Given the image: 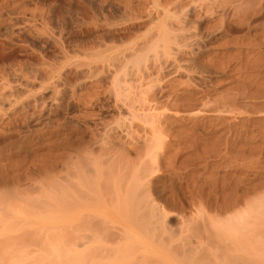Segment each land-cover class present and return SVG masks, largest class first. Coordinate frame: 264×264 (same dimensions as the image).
Wrapping results in <instances>:
<instances>
[{"label": "rangeland", "instance_id": "obj_1", "mask_svg": "<svg viewBox=\"0 0 264 264\" xmlns=\"http://www.w3.org/2000/svg\"><path fill=\"white\" fill-rule=\"evenodd\" d=\"M166 1L0 0V216L5 213L8 220L0 218L4 223L6 219L7 225L14 224L10 230L22 227L21 232L5 229L9 233H2L5 238L11 235L17 239L25 232L23 236L31 239L29 257H47L40 264L52 263V245L59 248L65 259H61L62 263H69L75 254L72 243L75 244L77 227L76 175L80 163L89 168V160L95 158L104 164L110 152L125 154L128 146L142 147L151 136V126L132 119L128 105L131 99V104L137 99L140 90L147 88L148 82L152 83L151 77L157 78L152 38L157 14ZM170 1L181 6L174 9L175 13L186 15V33L205 41L222 32L218 38L244 41L227 45L228 52L215 41H205L207 45L204 42L201 50L215 51L214 55L199 58L200 51L195 48L197 55L189 56L187 63L192 75L174 76L171 71L163 74L164 80L174 79L176 84L172 92L158 94L161 100L157 112H165L169 118L154 124L162 127L160 138L165 141L161 173L156 181L163 189L161 204L166 208L172 203L165 210L173 216L175 227L180 222L185 231L197 228L202 232L206 226L213 230L208 226L209 215L224 218L222 210L228 205L239 203L236 211L229 213L232 215L254 202L253 211L234 235L215 232L217 236L212 235L211 241H219L229 256L233 254L234 264H264V210H257L264 208L258 206L260 200L263 202L259 205L264 203V0H199L210 6L196 0L199 6L193 4L194 0ZM222 3L223 9L215 7L219 8L215 11L219 30L208 33L204 29L211 11L205 7L211 10V6ZM242 13L245 19L239 17ZM237 18L246 22L243 28L238 27ZM227 28L231 30L226 35L223 31ZM217 52L219 58L213 59ZM230 53L238 57H230L232 64L227 70H219L220 73L207 65L213 60L219 64L229 62ZM143 55L149 56L147 63L143 62ZM141 67L149 68L153 76L139 85L135 74ZM131 157L135 158V154ZM197 199L203 202V219L197 214L200 208L194 205ZM97 221L92 220V225L98 226V233L115 237L117 231H106ZM85 222L88 229L89 222ZM204 231L199 233L210 236V231ZM14 240L10 247H15ZM98 245L102 244L96 243L97 249ZM150 249L146 250L149 255L141 249L137 256L146 254L153 263L159 257L165 264L172 263L167 250L158 248L150 253ZM128 257L125 260L124 255L120 261H136ZM31 258L28 263H39L40 258L37 262ZM105 260L104 264L108 261Z\"/></svg>", "mask_w": 264, "mask_h": 264}, {"label": "bare ground", "instance_id": "obj_2", "mask_svg": "<svg viewBox=\"0 0 264 264\" xmlns=\"http://www.w3.org/2000/svg\"><path fill=\"white\" fill-rule=\"evenodd\" d=\"M196 1H199V0H196ZM196 1L194 0L193 4ZM199 3L201 5L202 1H199ZM204 3L207 4L206 2H204ZM205 4H203V5H205ZM213 4H215V3H213ZM222 4H220L219 6H217L218 4L216 6L215 5L211 6L212 7L211 10H209L210 9L209 7L208 8L205 7V9H207L206 11H211L210 12L211 16L207 17L209 22H207V20H206V22L208 23V24L206 23L207 29H204L206 31L207 30L210 31L208 33L219 30V24L220 23H216V22H218L219 19H218L217 14H215L216 13L215 11L218 10L219 8L215 10V7L216 8L220 7V9H223L224 4H223V7H222ZM208 5L210 6L211 4H207L206 6H208ZM178 6H180V5L177 3H174L173 1L167 0L166 6L164 8H162V10H160L161 12H159L157 14L158 21L156 22L157 25H155V27H154V30H155L154 31L155 33L153 35L154 39L152 38V40H154L153 41L154 49L151 51V54L154 51V54H152V55H153V60L155 61L153 63L156 64L155 65L156 66L155 71L157 72V78H155L153 80V77H151V76H153L152 75L153 72L151 71L152 74H149V72H150V71L148 72L149 68L143 69L141 67L142 69H140V70L138 69L139 71H137V73L135 74L136 75L135 81H137V83H139V85H141V83H143V82L145 83L146 80L150 79V77H151L152 83L147 81L149 83V85L147 86V88H145L146 87L145 86L144 87L145 89L140 90V92H139L140 94H138L140 96L137 95V99H135V101L133 102L134 104L133 103H132L133 105L131 104L132 99L130 101V104L129 105L127 104L129 109L130 110L132 109V111L130 112V114H131L130 116H133L132 119L134 118L137 120L138 119L142 120L143 124H148L149 126H151V134H150L151 136L149 138H146L147 140L145 141V143L143 144L142 147L137 146L136 144L135 145L132 144L131 146H128V149H126V146L124 145L125 149L127 150L125 154H124L125 151H121V152L112 151V152H110L108 154L109 156L107 155L108 158L106 159V162L104 164L102 163V161L99 162L95 158L94 159L91 158V160H89L90 161L88 163L89 168L84 167V166H86L85 165L86 163L85 164L83 163V165L81 164L82 162L80 163V165L78 166L79 168L77 167L78 170H77V175H76V178H77V187L76 188H77V192H78L77 197H76L77 201L75 202L76 203L75 206L78 210V212H77V224H76L77 227H76V235L74 237L75 238L74 239L75 244L72 243L73 245H75V246H72L73 249H75V251H74L75 254L72 253V258L70 257L71 259H70L69 263H62V260L64 262L65 259L61 258V255H60L61 252H60V250H58L59 248L50 244L49 247H51V245H52V247H51L52 251L49 252V253H51L49 255L53 256L52 258L50 257L51 259H53L51 264H61V263L62 264H104V261H103L104 259H106L105 261L108 260L107 262H105V264L106 263L107 264L108 263L109 264H124V261H120V259H122V258L124 259V255H125V260H126L128 257L127 255H129V257H130L131 254H133V253H134L133 255H135V256L132 255L130 257L132 259L135 258L133 261L136 260L135 262H133V264H155V263L165 264L166 262L165 261L162 262L161 261L162 259L160 257H159V259L157 258L158 261H156L154 259L156 261L154 263L150 260V257L148 256L149 253H148V251L146 252V250L147 249L149 250L150 247H151V249L149 251L150 253L152 252L151 250L156 249L155 247H158L160 249L162 248L161 250H163V251H164V249H165V251L167 250L168 255H169V259L170 260L172 259L171 260L172 263H170V264H234L235 263V262H233V260H235L234 259L235 256H233V254L231 255L232 257L229 256L230 254L227 253V251H225L226 250L225 248L220 246L219 241H215V243L213 241H211L212 235L217 236V234H216L217 232H219V233L224 232V234H228V235L235 232L241 224L242 225L244 224V220L247 219L246 218L247 215L251 214L250 212L253 211L252 204H254V202L252 203V201H251L250 203H252V204L249 203L250 205L246 204L247 206H246L245 210L243 209V212L238 211L235 213L233 211L234 213L232 215H230L229 213L232 210H235L238 207L237 205H239V203L238 204L234 203L232 206L228 205L227 208H225L223 210L221 209L222 213L225 214L224 218H222L223 214L221 212L220 213H221L222 217H220V215H217L215 217H213L214 215L212 217L209 215L208 216L209 218L205 217L209 220L208 226H210L213 230L211 231L209 229V227H208V229H209L208 230L207 226L204 224V226H206L205 228L208 231H210L211 233H210V236L203 237L202 236L203 234L201 235L200 233H202L204 231L203 230L204 227L202 229L200 228L201 230H203L202 232H200V230L197 229L196 227H194L196 229H191V230L188 229V231L187 230L185 231V229L183 227H180L181 225H183L180 222L179 223L177 222L176 223L177 226L175 227V225L173 223V216H170L167 213V211L165 210L168 207V205L170 204V206H171L172 203L168 204L167 199H166L165 204H168L167 207L165 208L164 203H163V205L161 204V201L164 202L163 201L164 200L163 189H161L162 187L159 188L156 184V181L159 180L157 175H159V173H161L160 172L161 171V169H160L161 165L160 164L163 163V162H161V157H163V155H164L162 150L164 148L163 146H165L162 143H164L165 141H163V139L160 138V137H162V132L159 130L162 129V127L161 126H159V127L155 126L154 124L158 123L160 120L162 121V119L165 120V118H167V115L165 114V112L164 113H160V112L158 113L157 112L159 110L160 100H161V99L159 100L158 94L163 95L166 92V90H168V92L169 91L172 92L173 89L175 88V84H176V80L174 81V79H173V82H170V81L168 82V80L167 81L164 80L163 74H165L166 71H168V72L171 71L172 74H170V75H174V76L179 75V74H185V75L187 74L188 76L190 74L192 75V72L188 69L187 63L189 61V56L195 55V54L197 55L198 52L194 53V51H195L194 49L197 48L198 50L197 49L196 50L200 51L199 55H198L199 58L210 56L215 52V51L210 52L208 50L206 52H204L205 50L204 51L201 50V48H202L201 46H203V43L205 41L210 40V38L204 41L202 37L200 38L196 35H192V34H189L188 32L187 33L185 32L186 31L185 30V28H186L185 23L187 22V19H186L187 17H186V15H184L185 17H182V16L178 15L177 12L175 13L176 10H174V9H176V8L178 9ZM197 6H199V4ZM246 9H248V8H246ZM207 13H209V12H207ZM260 13H258L256 15H259ZM215 15H216V17H214ZM187 16H188V14H187ZM241 16L244 17L243 13L241 15H239L240 18H241ZM245 17H244V19H245ZM247 19H248V17H247ZM237 22H238L237 23L238 27L243 28V23H244L243 19L242 20L238 19ZM213 23H216L217 25L213 26ZM227 26H229V25H227ZM244 26H246V25H244ZM227 29L225 31H223L226 33V35H227V33L229 34V31L231 30V29L230 30L229 29L227 30ZM220 33L222 34V32H220ZM220 33H219V35L221 36ZM217 35H218V33H217ZM153 36H151V37H153ZM220 36H218V37H220ZM218 37H214L213 39L211 38L210 42L215 41L214 43L219 44V48H222L223 51H227V52L230 50V49H228L229 47L227 48V45H230V44L238 45L237 43L244 41L243 39H241V40L239 39V42L237 40L235 41L234 39H230V40L226 41L227 37H221V38H218ZM223 40L226 41V42H224L226 44L221 45L220 42ZM147 45H149V44H147ZM206 45H207V43H206ZM148 48H149V46H148ZM216 49H218V48H216ZM218 50H220V49H218ZM231 50H233V48H231ZM218 52L216 54L217 56L213 57V59L219 58ZM220 53H222V52H220ZM136 57H138V56L136 55ZM148 57H146L145 55H143L141 57L144 63L145 62L147 63V61H149ZM195 57L197 58V56H195ZM228 57L229 58L232 57L233 60H235L238 56L236 57V56H234V54L232 55L230 53ZM150 58H152V56H150ZM137 59L139 60V57ZM191 60H192V58H191ZM229 60H230L229 62L224 61L225 63H221V64H219V63H217V61L213 60L211 62H207V65H209L210 68L215 69L217 72L219 70L225 71V70H227V66L229 64H232L231 58ZM150 61H151V59H150ZM146 65H148V64H146ZM223 65H225V66H223ZM144 67H145V65H144ZM189 68H190V66H189ZM152 70L154 71V68ZM214 73H215V71H214ZM129 82H131V81H129ZM117 87H119V86H117ZM124 88H126V87H124ZM129 90H130V88H129ZM126 92L128 93L129 91H126ZM150 92H151V94H150ZM123 94H125V93H123ZM119 95L120 94H118V96ZM188 95L190 96V94H188ZM125 96H126V94H125ZM134 96H136V95L134 94ZM131 98H132V96H131ZM186 100L189 101L190 98H188ZM188 101H185V102H188ZM167 103H168L167 105L170 107L171 106L170 101ZM127 105H125V106H127ZM224 106H226V105H224ZM138 109L140 111L142 110V112H143V110L146 112H143V114H141L142 112H140ZM219 109H217V110H219ZM148 125H146V126H148ZM122 129H124V127ZM131 131H132V129H131ZM126 133L128 134L129 132H126ZM132 154H135V158L131 157ZM193 200H192V202H193ZM202 201H204V200L202 199ZM168 202H169V200H168ZM199 202H200V200H199ZM199 202L197 199L198 204L195 202L196 204H194V205L196 207L198 205V207L200 208L199 211L200 210L203 211V209H201L203 207V204H202L203 202H201V203H199ZM261 202H263V201L260 200L259 203H261ZM259 203H258V206L264 207V203H262L260 205H259ZM7 204L8 203H6L5 205H7ZM169 208H171V207H169ZM261 209L264 210V208H260L257 210H261ZM199 211H197V212H199ZM254 211H256V210L254 209ZM197 214L199 216L201 214V211ZM202 215H200L201 217L200 216L199 217L203 219ZM0 217H4L7 219V215H5V213L3 216H0ZM219 217L221 219H219ZM0 219H1L0 220V227H1L0 228L1 229L0 230V232H1L0 236L1 235L4 236V234L2 232L6 233V235H7V233H9L6 231L7 229H8V231H11V232H16L15 230H19V232L22 231V230L20 231V229H22L21 226H20L21 227L20 229L14 228L15 229L14 231L10 230L13 228V227H11V225L13 226L14 224H12V223L10 224V222H9L8 223L9 225H7L8 219L7 220L4 219L6 221L5 222L6 224L3 222L2 218H0ZM95 219H96V221H97V219L99 220L97 222H99V224L101 223V225H102L101 227L104 226L107 229V230L105 229L106 231H108V229H110V231H111V229L117 231V233L115 234V237L114 238H108V237H106L107 235L103 236V234L98 233L97 229H96L98 226L95 227L94 225H92V220H95ZM179 219H181V218H179ZM195 220H198V219H195ZM85 221L89 222L88 229H87V226L85 225V224H87ZM192 221H193L192 223H194V219H192ZM199 221H197V222H199ZM15 226H16V224H15ZM18 227H19V225H18ZM185 227H186V224H185ZM189 228H191V226H189ZM206 229H205V231H207ZM205 231H204V233H205ZM99 232H101V231H99ZM24 233L21 234L20 236H18V238H19V239L17 238L18 240L16 239L17 236L10 237L11 236L10 234H9L10 236L6 237L7 240H5L6 239L5 236L0 237L1 239L4 238L3 240L0 239V264H30L31 262H32L31 264L35 263L34 261H31L28 263L29 258H31V256L29 257V254L31 252H30V250L28 252L27 248L31 247V246H29L30 245L29 242L31 239L29 238L30 239L29 240L28 237L25 238L24 236H26V235ZM186 233H188V234H186ZM206 234L209 235L208 233H206ZM233 235H234V233H233ZM237 235L238 234L236 233V237H237ZM224 236H226V235H224ZM257 236L258 235H256L255 237H257ZM230 237H231V235H230ZM236 237H234V238H236ZM261 237L262 236L260 235V238ZM232 238H233V236H232ZM14 239H16V241H18V242H16ZM213 239H214V237H213ZM12 240H14V246L16 247V249H14L15 247H10V246H13V245H10V244H12L11 243ZM215 240H216V238H215ZM253 241L254 240H252V242ZM33 242H35V241L33 240ZM96 243H100L102 245H98V249H97ZM247 243H249V242H247ZM247 243H245V244H247ZM37 244L40 245V243H37ZM46 244H49V243H46ZM72 244H70V245H72ZM31 245H32V243H31ZM66 245H67V243H66ZM49 247H48V249H46L47 252L49 250ZM68 247H69V245H68ZM11 248H13L12 250L13 251L15 250V251L13 252L11 250V252H10L9 249H11ZM158 248L156 250H159ZM229 248H230V246H229ZM232 248H231V250H232ZM138 250H141V251L144 250L143 252H146V254L148 253V255L146 256V254L143 253L145 255L142 256V254H141V255L137 256V254L140 253V251H138ZM36 252H37V250H36ZM153 252H156V251H153ZM86 253H87V255H86ZM239 253H240V251H239ZM49 255H48V257H49ZM70 256H71V254H70ZM16 257L18 258L17 259L18 262H15ZM33 257L30 260L33 259V260H36V262L40 258L39 254H38L39 258H36V256H35L34 257L35 259H34ZM43 257L44 258L42 259V257H41L39 259V263H36V264H40V262L42 260H45V258H47L45 255ZM129 257H128V259H130ZM148 258H149V260H148ZM237 258H239V257H237ZM116 260H117V262H116ZM170 260H169V262H170ZM236 261H238V260L236 259ZM43 262H45V261H43ZM47 262H50V261H47ZM129 263H131V262H129ZM167 264H168V261H167ZM240 264H242V263H240Z\"/></svg>", "mask_w": 264, "mask_h": 264}]
</instances>
